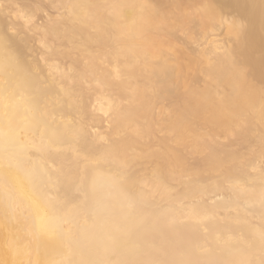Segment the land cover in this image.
Masks as SVG:
<instances>
[{"label": "bare ground", "instance_id": "1", "mask_svg": "<svg viewBox=\"0 0 264 264\" xmlns=\"http://www.w3.org/2000/svg\"><path fill=\"white\" fill-rule=\"evenodd\" d=\"M0 264H264V0H0Z\"/></svg>", "mask_w": 264, "mask_h": 264}]
</instances>
